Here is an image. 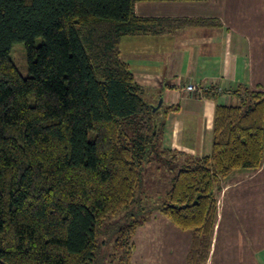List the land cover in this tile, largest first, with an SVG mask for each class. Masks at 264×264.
<instances>
[{
	"label": "trees",
	"instance_id": "1",
	"mask_svg": "<svg viewBox=\"0 0 264 264\" xmlns=\"http://www.w3.org/2000/svg\"><path fill=\"white\" fill-rule=\"evenodd\" d=\"M146 1L203 0H0V264H131L155 213L192 233L187 262L204 264L223 184L262 167L264 92L241 87L216 109L212 152L153 179L182 153L159 142L177 108L153 112L120 50L166 29L136 14Z\"/></svg>",
	"mask_w": 264,
	"mask_h": 264
},
{
	"label": "crops",
	"instance_id": "2",
	"mask_svg": "<svg viewBox=\"0 0 264 264\" xmlns=\"http://www.w3.org/2000/svg\"><path fill=\"white\" fill-rule=\"evenodd\" d=\"M135 11L140 17L167 20L160 34L123 37L120 50L145 98L154 106L163 99L159 117L177 108L166 114L159 142L162 150L182 153L181 167L212 152L218 106L235 104L233 93L241 87L264 92V0L146 1ZM188 85L196 90L188 93ZM263 169L264 163L255 171L232 173L218 198L223 202L227 186L250 180ZM255 182L259 209L258 177ZM256 219L250 225L252 247L243 251L238 246L226 253L228 259L264 264V215ZM217 241L214 235L213 246ZM133 244L132 264H188L192 233L155 213L136 230Z\"/></svg>",
	"mask_w": 264,
	"mask_h": 264
},
{
	"label": "rangeland",
	"instance_id": "3",
	"mask_svg": "<svg viewBox=\"0 0 264 264\" xmlns=\"http://www.w3.org/2000/svg\"><path fill=\"white\" fill-rule=\"evenodd\" d=\"M11 60L23 77L29 75L28 57L24 43H15L12 46ZM29 99L30 101H33L31 97ZM93 138L94 133H91L90 139L92 140ZM177 160L178 162L176 160H170V163H167V165L163 164V160H161L162 162L160 161L161 163L157 161L153 164L152 170L156 174L153 173V179H155V176L157 178H165L163 179V182L168 185L169 180L178 170V164L182 161L180 158ZM150 166L148 167L149 169ZM157 167H159L158 170H156ZM263 172L264 171L257 172L254 177L251 178L253 182L250 181L251 179H246L241 181V183L227 186L222 194L223 202L218 198L220 205L218 207L217 221L214 231L215 241H218L214 246L211 244L209 253L210 258L208 256L209 259H207V263L205 262L206 264H247L246 260H240L239 263H237L235 262V259H228L226 253L236 252L238 246L244 248L243 251L246 250L245 248L252 247L251 241L253 240L252 235H254L252 231L254 228L250 225H254L257 220V215H259V220L260 217L264 215ZM256 177L259 178V209L255 202ZM146 179L147 175L145 176V181ZM231 180L232 182H235L237 181V177H232ZM152 182L153 180L151 181V185L154 184ZM240 242H242L244 246H242ZM249 263L250 261L248 264Z\"/></svg>",
	"mask_w": 264,
	"mask_h": 264
},
{
	"label": "water",
	"instance_id": "4",
	"mask_svg": "<svg viewBox=\"0 0 264 264\" xmlns=\"http://www.w3.org/2000/svg\"><path fill=\"white\" fill-rule=\"evenodd\" d=\"M162 102H163V99H160L157 106L151 105L152 109H153V112H156L161 107Z\"/></svg>",
	"mask_w": 264,
	"mask_h": 264
},
{
	"label": "built area",
	"instance_id": "5",
	"mask_svg": "<svg viewBox=\"0 0 264 264\" xmlns=\"http://www.w3.org/2000/svg\"><path fill=\"white\" fill-rule=\"evenodd\" d=\"M196 90L195 86L194 85H188L187 88H186V91L188 93H192Z\"/></svg>",
	"mask_w": 264,
	"mask_h": 264
}]
</instances>
